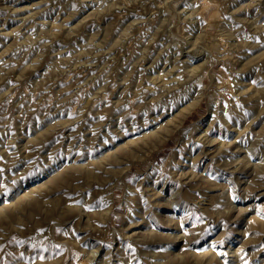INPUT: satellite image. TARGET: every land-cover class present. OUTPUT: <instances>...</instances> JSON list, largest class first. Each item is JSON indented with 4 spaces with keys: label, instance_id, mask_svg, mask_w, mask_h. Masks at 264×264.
<instances>
[{
    "label": "rangeland",
    "instance_id": "rangeland-1",
    "mask_svg": "<svg viewBox=\"0 0 264 264\" xmlns=\"http://www.w3.org/2000/svg\"><path fill=\"white\" fill-rule=\"evenodd\" d=\"M0 264H264V0H0Z\"/></svg>",
    "mask_w": 264,
    "mask_h": 264
},
{
    "label": "bare ground",
    "instance_id": "bare-ground-1",
    "mask_svg": "<svg viewBox=\"0 0 264 264\" xmlns=\"http://www.w3.org/2000/svg\"><path fill=\"white\" fill-rule=\"evenodd\" d=\"M152 78V77H151Z\"/></svg>",
    "mask_w": 264,
    "mask_h": 264
}]
</instances>
